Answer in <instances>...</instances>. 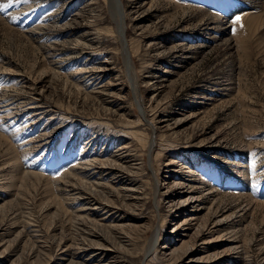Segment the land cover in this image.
Returning a JSON list of instances; mask_svg holds the SVG:
<instances>
[{"label":"rangeland","instance_id":"374dc122","mask_svg":"<svg viewBox=\"0 0 264 264\" xmlns=\"http://www.w3.org/2000/svg\"><path fill=\"white\" fill-rule=\"evenodd\" d=\"M249 1L0 0V264H264Z\"/></svg>","mask_w":264,"mask_h":264},{"label":"bare ground","instance_id":"6f19581e","mask_svg":"<svg viewBox=\"0 0 264 264\" xmlns=\"http://www.w3.org/2000/svg\"><path fill=\"white\" fill-rule=\"evenodd\" d=\"M246 1H248V0H246ZM258 1V2H257ZM256 1V3H255V1L254 0H252V2H253V4L254 5H251L252 7V9L254 10L257 6H259V2H262V0H257ZM249 2H251V0L249 1ZM263 3V2H262ZM251 4V3H250ZM255 7V8H254ZM110 9H111V11H112V13H113V17L115 18V24H116V27L118 28V29H120V31L122 30V31H124L123 29V20H124V14H123V11H122V9H121V5H120V3H119V0H110ZM223 24V23H222ZM44 29V28H43ZM36 32V31H35ZM126 42H124V41H122V47H123V51H124V56H126L127 57V51H126ZM127 59V58H126ZM132 86H133V90L135 91V85H134V83L132 84ZM112 98V97H111ZM137 104H139L138 102H137ZM27 105V104H26ZM141 107V106H140ZM32 108H34L33 106H32ZM31 109V108H30ZM37 109V108H36ZM32 110V109H31ZM39 113V112H38ZM151 121V120H150ZM42 146V145H41ZM152 148H153V141L151 142V144H150V146H149V150H148V152H150L151 150H152ZM111 156V155H110ZM116 159V158H115ZM112 160V159H111ZM119 160V159H118ZM114 161V160H113ZM112 162V161H111ZM115 164H116V162H114ZM107 164V163H106ZM110 165V164H109ZM109 165H108V167H109ZM110 166H112V165H110ZM118 167H119V165H118ZM117 167V168H118ZM114 168V167H113ZM109 170H111V169H109ZM108 170V171H109ZM115 170V169H114ZM121 171V170H120ZM108 173V172H107ZM106 173V174H107ZM120 173H122V172H120ZM115 175V174H114ZM120 175V174H119ZM122 176V175H121ZM119 177V176H118ZM117 177V178H118ZM97 179V178H96ZM117 182V181H116ZM127 184V183H126ZM180 186L182 185V184H179ZM189 186V185H188ZM189 188V187H188ZM123 191V190H122ZM124 193V192H123ZM163 193V192H162ZM131 194V193H130ZM127 196V195H126ZM134 196H135V194H134ZM194 198V197H193ZM193 198H191V197H189L188 199H186L184 202H183V205H179L180 207H182V206H184V207H188V208H190V211H191V213L190 214H188V215H185V214H182V215H185V216H182V218H180L181 216H180V213L178 214V212H175L176 214H175V216H174V221H176L174 224H172L173 225V228H172V230H171V232L170 233H172V234H176V235H179V236H181L182 238L180 239V240H177V241H179V242H181V244H182V240H183V237L185 236L186 237V234H187V232H188V229H186V226H187V224H188V222H194L195 223V221L197 220V215H196V213H193V211L197 208V206L198 205H196V204H194L193 203ZM123 199V198H122ZM137 199V198H136ZM135 200V199H134ZM184 200V199H183ZM198 200V199H197ZM196 200V201H197ZM172 202H171V200L168 202V204L170 205ZM111 204V203H110ZM134 204V203H133ZM182 204V203H181ZM176 206V205H175ZM178 206V205H177ZM178 206V207H179ZM120 208V207H119ZM169 208V207H168ZM179 209V208H178ZM198 210V209H197ZM180 218V219H179ZM195 229H194V236H198L199 234H201L200 232L202 231L201 230V228H204V227H206V226H202V227H200V225H198L197 226V224H195ZM193 227V226H192ZM181 232H183V234L181 235ZM193 234V233H192ZM98 235V234H97ZM195 238V237H194ZM193 238V239H194ZM189 239H191V236L189 237ZM129 242V241H128ZM184 243V242H183ZM206 243V242H205ZM203 244V243H202ZM154 246V245H153ZM179 246V245H178ZM193 248H194V246H193ZM99 250H101L100 251V253L98 254V255H100V254H102V253H105L106 251H109V249H103V248H98ZM175 249V248H174ZM174 249H173V251L172 252H174ZM177 249V248H176ZM154 250V249H153ZM192 250V249H191ZM201 251V250H200ZM172 252H171V254H172ZM174 254V253H173ZM195 255V254H194ZM91 256V255H90ZM104 256V255H103ZM206 256V255H205ZM203 257V256H202ZM202 257H197L196 258V263H198V262H201V261H203L202 260ZM204 258V257H203ZM209 257L207 256V259H208ZM90 259V258H89ZM211 259V258H210ZM213 260V259H212ZM91 263V262H90Z\"/></svg>","mask_w":264,"mask_h":264},{"label":"snow or ice","instance_id":"6c2138e0","mask_svg":"<svg viewBox=\"0 0 264 264\" xmlns=\"http://www.w3.org/2000/svg\"><path fill=\"white\" fill-rule=\"evenodd\" d=\"M11 5L10 4H8V5H3V6H0V11H3L4 10V8H7V7H10ZM240 17L239 16H237V17H235V20H236V22H239L240 21Z\"/></svg>","mask_w":264,"mask_h":264}]
</instances>
